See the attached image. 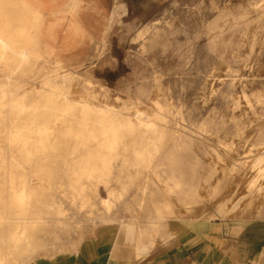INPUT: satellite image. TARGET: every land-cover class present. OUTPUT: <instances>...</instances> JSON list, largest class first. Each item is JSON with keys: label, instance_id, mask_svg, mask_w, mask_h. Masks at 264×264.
Masks as SVG:
<instances>
[{"label": "rangeland", "instance_id": "rangeland-1", "mask_svg": "<svg viewBox=\"0 0 264 264\" xmlns=\"http://www.w3.org/2000/svg\"><path fill=\"white\" fill-rule=\"evenodd\" d=\"M81 1L0 0L12 27L24 14L37 53L19 66L0 61V202L10 212L19 204L10 187L34 186L37 205L18 212L39 221L33 232L42 244L5 264L75 250L111 226L121 248L145 263L187 227L264 223V0H152L117 36L84 19ZM50 84L61 86L75 113L87 101L117 121L161 125L154 166L127 136L107 184L62 174V160L32 175L39 163L26 162L21 142L8 136L25 131L32 148L37 126H56L49 108L64 99L45 96Z\"/></svg>", "mask_w": 264, "mask_h": 264}, {"label": "bare ground", "instance_id": "bare-ground-1", "mask_svg": "<svg viewBox=\"0 0 264 264\" xmlns=\"http://www.w3.org/2000/svg\"><path fill=\"white\" fill-rule=\"evenodd\" d=\"M37 56V53L30 46V41L23 44H16L10 40L0 39V61H16L18 66L29 62ZM45 96L48 99H64L61 105L57 101L49 108L53 116L49 121H55L56 126L52 127L49 123L37 126L36 132L40 135L34 140V146L28 147V138L30 134L25 131L10 133L8 140L21 142L19 152L28 163L38 162V170L32 172V175L40 177L45 175L43 171L45 163L50 160H62L68 164V173L73 177L88 178L95 180L97 184L110 180L114 163L120 155V148L124 146L125 137L138 139L143 149L139 151L141 160L147 163L148 167L154 166L155 159L154 147H158L157 142L162 138L159 135L161 125L153 119H139L132 121L129 118H123L117 121L111 117L107 107L99 106L93 102H82L75 113V109L70 108L69 99L65 96L61 86L50 84ZM67 103V105H66ZM48 110V109H46ZM73 117L66 118L67 115ZM75 114L77 116L75 117ZM75 125H71L72 121ZM28 130L29 126H24ZM64 133L59 137L56 131ZM83 147V149H81ZM39 148V149H37ZM37 149V150H36ZM41 149V150H40ZM69 149L70 157L62 154V151ZM81 150H84L81 152ZM158 150V148H157ZM4 167L2 156L0 155V170ZM156 176H159L155 169L150 170ZM10 177L17 176L13 169L8 172ZM169 186V185H168ZM14 198H17L19 204H12V210H5L7 206L0 202V264H5L10 256L19 252H33L35 248L40 247L41 241L35 238L33 232L39 221L32 217L24 216V213L18 211H30L38 203V191L34 186L21 185L20 187L12 185L10 187ZM170 188V186H169ZM112 194V193H111ZM56 214H63V209L57 206L53 210ZM40 219V217H37ZM5 234V235H4Z\"/></svg>", "mask_w": 264, "mask_h": 264}, {"label": "crops", "instance_id": "crops-1", "mask_svg": "<svg viewBox=\"0 0 264 264\" xmlns=\"http://www.w3.org/2000/svg\"><path fill=\"white\" fill-rule=\"evenodd\" d=\"M152 4V0H82L80 5L84 19H92L99 30L117 36L140 22L139 11ZM25 23L21 14L18 24L12 27L11 14L0 12V39L20 45L30 41ZM185 229L186 236H176L160 256L145 263H139L129 245L123 246L127 251L122 250L119 229L111 226L87 237L75 250L41 256L31 264H264V223L215 222Z\"/></svg>", "mask_w": 264, "mask_h": 264}]
</instances>
